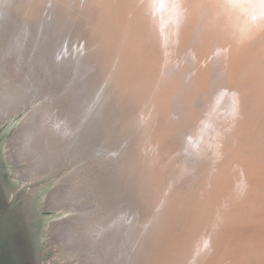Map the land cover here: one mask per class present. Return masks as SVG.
I'll return each mask as SVG.
<instances>
[{
	"label": "water",
	"instance_id": "1",
	"mask_svg": "<svg viewBox=\"0 0 264 264\" xmlns=\"http://www.w3.org/2000/svg\"><path fill=\"white\" fill-rule=\"evenodd\" d=\"M160 2L21 0L14 8L11 2L6 4L9 14L1 2L0 40L11 43L0 44V59L8 54L11 67L18 70L24 64L17 61L20 54L26 48L33 55L40 43L43 65L49 66L51 60L54 69L61 70L60 76L67 66L72 68L74 77L57 82V88L47 90L44 101L34 108L69 105L65 114L72 112L69 121L75 125L76 136L84 129L79 124L83 109L89 108L87 129L92 137L84 163L98 188L96 204L113 264H204L200 254L208 250L214 261L220 257L225 264H248L250 256L240 253L247 251L250 224L228 223L233 214L248 213L244 200L249 185L236 186L238 180L247 181L248 168L232 177L230 153L222 154L218 147L219 155L216 151L206 154L203 143L182 139L172 120L165 130L174 134L169 140H161L163 133L155 131L157 116L148 106L156 105L170 91L152 89L147 82L149 91L142 86L143 79L160 76L184 47L185 34L173 43L171 37L183 34L192 17L184 10L191 3L178 0L175 27L162 25L156 9ZM16 9L22 16H14ZM32 74L39 80L37 72ZM18 115L0 120V264H44L42 256L48 257L44 237L49 228L45 226L52 218L43 215L49 213L56 220L63 212L46 206L50 188L41 194L53 178L40 182L41 189L34 188L38 183L18 175L17 165L9 160L10 139L27 113L19 119ZM28 188H33L31 210L20 202ZM232 188L241 190L242 209L220 215L224 202L234 196ZM205 218L210 229L200 236ZM230 249L235 252L233 259L227 256Z\"/></svg>",
	"mask_w": 264,
	"mask_h": 264
},
{
	"label": "rangeland",
	"instance_id": "2",
	"mask_svg": "<svg viewBox=\"0 0 264 264\" xmlns=\"http://www.w3.org/2000/svg\"><path fill=\"white\" fill-rule=\"evenodd\" d=\"M20 1L12 0V7ZM232 1L236 3V8L239 10L241 8V12L244 13L237 25L234 24L233 12L230 13L228 10L231 0H190L191 5L189 4L185 9L188 10L187 13L192 14L188 28L179 36L172 35L170 41L173 43L175 39L181 40L185 34L184 47L177 51L173 58L167 56V59H170L167 75L171 76L169 79L171 84L164 86L163 90L170 91V94L162 97L156 105L153 103L148 106V109L150 111L153 108L157 116L155 131L163 133L161 140L167 141L174 136L165 132L169 125L167 123L172 120L182 139H191L190 144L203 143L202 150L208 155L215 151L219 155L221 153L219 150H222L224 152L222 154L230 153L234 157L238 151L237 156L234 157L235 161L244 165L242 163L248 159L250 101L255 103L264 101V0ZM22 13L16 9L14 16L20 17ZM179 15L180 13L176 14L174 20H178ZM256 21L263 22V25H258ZM8 24L9 22L4 24L5 28ZM10 43V39L0 40V44H5L6 47ZM37 45L36 53L33 55H30L26 48L20 54L17 61L25 65L13 71L16 73L10 76V80L6 78L7 84L0 79V120L18 114L19 119L27 113L10 139L12 147L9 149V160L17 165L18 175L30 180V183H38L37 186H33L34 188L41 189L43 183L40 182L53 178L50 185L43 187L44 191L41 190V194H46L50 188L45 200L46 206L63 213L58 215L59 220L57 218L53 220V215L49 213L43 215L48 219L52 218L49 226L45 224L46 228L49 227L48 234L44 237L48 244L46 248L48 257L42 256L43 263L55 264L56 261L57 264L58 260V264L64 261H71V264L81 262L104 264L102 260L105 257L99 244L96 246L93 244L92 247L93 245L87 242V235L90 232L95 240L99 239L101 234L104 235L102 226L104 222L100 219L102 215L98 214L100 205L96 204L98 188L95 186V181L90 179L88 165L84 163L92 137L87 129L91 122L89 108L85 106L83 109L85 112L79 124H82L84 129L77 136L75 125L69 121L72 120V112L65 114L69 105L60 106L55 103L53 107L42 110L38 106L34 108L39 102L44 101L47 90L52 91L57 88V82L60 84L64 79L74 77L71 67L67 66L60 76L61 70L54 69L51 60L49 66L43 65L41 55L44 47L40 43ZM196 51H200L198 57ZM4 58L0 67L5 65ZM11 61L12 57L7 62L8 67L11 66ZM35 72L39 75V80L35 76L32 77V73ZM61 113L65 117L66 125H62L65 121L63 122ZM11 132L12 130L7 132V139ZM235 170L233 165L232 177L239 175L235 176ZM260 177L254 175L250 181L243 179L244 183L238 180L236 186L249 185L244 200L248 213L243 216L233 214L228 222L229 225L245 222L250 224L244 248H247V251L240 253L241 257L250 256L248 264H264L262 253L257 254L255 260L252 259V251L260 247L264 248V186L256 182ZM31 189H26L20 197V202H25L27 193L33 191V188ZM231 190L233 193L241 191L240 188ZM240 203L239 195L229 199L224 202L222 211L218 214L231 215L235 209L241 210L242 203ZM71 209L72 211L68 213L67 210ZM206 220L208 218L203 220L202 225H204L199 229L200 236L210 229ZM41 236L40 234V238ZM233 250L227 251L229 259L235 253ZM111 251L109 248L110 254L106 263L110 261ZM211 257L209 250L200 254V260L204 264H225L223 262L226 261L225 259L222 261L219 257L214 261L213 257L210 260Z\"/></svg>",
	"mask_w": 264,
	"mask_h": 264
},
{
	"label": "bare ground",
	"instance_id": "3",
	"mask_svg": "<svg viewBox=\"0 0 264 264\" xmlns=\"http://www.w3.org/2000/svg\"><path fill=\"white\" fill-rule=\"evenodd\" d=\"M9 0H3V1H0V4L1 2H3L2 4L4 5L3 9L4 11H6V13L9 14V9L10 7L8 8V5L9 3L11 2V5H12V0L10 2H8ZM178 0H161L159 6L156 8L157 11H158V15H159V20L161 22L162 25H169V26H172V27H175L176 23H177V19L174 20V16L178 13H180V9H179V6H178ZM187 5L189 4L190 0H187ZM8 4V5H6ZM2 5H0V8L2 9L1 7ZM189 7V6H188ZM14 8V7H13ZM187 9V8H185ZM184 9V10H185ZM228 10L230 13L233 12L232 16L234 17V24H238L239 23V18L243 17L244 16V13L241 12V8L240 10L238 8H236V3H234L232 0L231 2L229 3L228 5ZM237 10V11H236ZM235 11V12H234ZM15 12V11H14ZM23 14V13H22ZM231 16V17H232ZM232 17V19H233ZM264 22V21H263ZM263 22H259V21H256V23L259 25H263ZM233 25V24H232ZM236 30V29H235ZM238 30V29H237ZM245 29H239V31H242ZM234 31V30H233ZM231 33V32H229ZM228 33V35H229ZM234 33V32H233ZM238 32H236L237 34ZM235 34V33H234ZM231 36H233V34L231 33L230 34ZM173 36H179V35H176L173 33ZM240 43V42H238ZM231 44H232V41H231ZM234 44V43H233ZM232 44V45H233ZM241 44V43H240ZM231 45V46H232ZM234 46V45H233ZM232 46V47H233ZM230 47V49L232 48ZM233 49V48H232ZM233 53H232V52ZM230 51V55L231 53L234 54V51L231 50ZM198 55H200V51H196V56L198 57ZM229 55V56H230ZM9 56V55H8ZM6 55L3 60V63H5L4 66H1L0 67V79H3V82L6 81V78H9L8 80H10V76H13L12 74L16 73L12 70L13 67L11 66H7V62L9 61V57ZM232 56V55H231ZM230 56V57H231ZM229 57V58H230ZM228 58V59H229ZM2 59H0V63H1ZM197 61V60H196ZM167 67H164L163 70H162V74L160 73V76L158 77L157 74H151V75H146L143 79V83H142V86H144V88L147 87V90H151V87H149L148 89V84L147 82L151 83V86H152V89H161L163 90V87L166 86V84L164 82H162V77H164L165 79H170L171 76L167 75ZM17 75V74H16ZM169 81V80H168ZM7 84V82H5ZM138 87L137 89H134L135 92H137ZM154 93V92H153ZM2 94V93H1ZM161 99V97H160ZM153 105V103L151 104ZM150 110H153V108H151ZM249 129H248V133L247 135L249 136L248 140H247V145H248V159L245 160L242 164L244 165H241L239 163H236L235 161V155L237 156L238 154V151L237 154L234 155V161H233V164L232 166L234 165V170H235V167L237 166V164H239L237 166V170H235V176L237 174L240 173V171H242L245 167L248 168L249 170V176H248V181H250V179L254 176V175H259L261 176L259 179H256V182H258V184H263L264 186V101H259V102H256L255 101H250V118H249ZM239 143V142H238ZM241 145V144H239ZM243 145V144H242ZM238 147V146H237ZM244 147V146H243ZM242 150V149H241ZM235 152V153H236ZM253 154H255L253 156ZM239 156V155H238ZM251 156H252V159H251ZM245 182V181H244ZM255 190L257 189L256 185H255ZM241 192L240 191H235L234 192V196L231 197L234 198V197H237L238 195H240ZM229 200V199H228ZM32 201H33V191H29L27 193V196L25 198V202L24 203H27L28 204V207H29V210H31L32 208ZM242 209V208H241ZM87 219V218H86ZM103 222L104 220L102 218H100ZM84 221V220H83ZM101 222V221H100ZM85 228V227H84ZM102 228V227H101ZM102 230V229H101ZM87 230H85L86 232ZM86 234V233H85ZM92 232L89 233V235H87L88 237V241L89 244L91 243L92 245L96 244L100 246V248L103 250V255H104V259L102 260V263L104 262V264L106 263L107 261V256L108 254H110L109 252V247H107L106 245V238H105V235L101 234L99 239L95 240L94 238H92ZM85 236V235H84ZM81 237V236H80ZM83 237V236H82ZM85 240V239H84ZM86 241V240H85ZM84 241V242H85ZM86 243V242H85ZM87 245V244H86ZM89 246V245H88ZM94 247V245L92 246ZM66 250V249H65ZM60 251V250H59ZM108 251V252H107ZM61 252V251H60ZM64 252V251H63ZM86 253V252H85ZM263 254V257H264V248L262 249L261 247L256 249L255 251H252V259L255 260V258L257 257V254ZM56 254V253H55ZM59 254V253H58ZM76 254V253H75ZM99 254V253H98ZM94 255V254H93ZM97 255V254H96ZM111 255H112V251H111ZM59 257L61 255H58ZM75 256V255H74ZM99 256V255H98ZM65 257V256H64ZM88 257V256H86ZM75 258V257H74ZM73 258V259H74ZM92 258V257H91ZM99 258V257H98ZM97 258V259H98ZM54 259V257H53ZM59 259V258H58ZM65 260V258H63ZM82 259V258H81ZM84 259V258H83ZM96 259V258H95ZM100 259V258H99ZM55 260V259H54ZM80 260V259H79ZM92 260V259H90ZM61 261V260H60ZM94 262L96 260H93ZM99 261V260H98ZM54 263L56 264V261H54ZM60 263V262H59ZM113 263V260H112V256L110 257V261L106 264H112ZM57 264H58V260H57ZM62 264H71V261H64L62 262ZM74 264V263H73ZM76 264V263H75ZM77 264H82L81 263H77ZM85 264V263H84ZM91 264V263H90ZM93 264V263H92ZM97 264V262H96ZM101 264V263H100Z\"/></svg>",
	"mask_w": 264,
	"mask_h": 264
}]
</instances>
